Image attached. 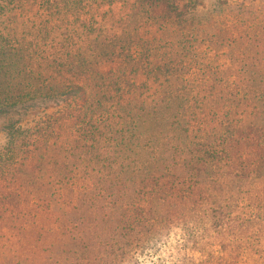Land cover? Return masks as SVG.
Returning <instances> with one entry per match:
<instances>
[{"label":"trees","instance_id":"obj_1","mask_svg":"<svg viewBox=\"0 0 264 264\" xmlns=\"http://www.w3.org/2000/svg\"><path fill=\"white\" fill-rule=\"evenodd\" d=\"M207 1L0 0V264H264V1Z\"/></svg>","mask_w":264,"mask_h":264},{"label":"rangeland","instance_id":"obj_2","mask_svg":"<svg viewBox=\"0 0 264 264\" xmlns=\"http://www.w3.org/2000/svg\"><path fill=\"white\" fill-rule=\"evenodd\" d=\"M216 0H208L207 3L212 4L215 3ZM230 2H241L243 0H229ZM264 1V0H263ZM250 2V0H244V3ZM258 3V2H256ZM31 117V116H30ZM29 118V116H28ZM7 122V119L4 117H0V148L4 147L6 140H5V134L1 131L3 126H5V123ZM139 264H158L157 261H155V258H139Z\"/></svg>","mask_w":264,"mask_h":264}]
</instances>
